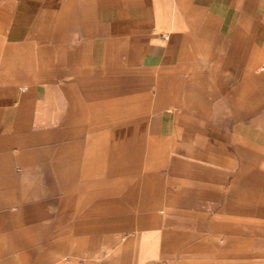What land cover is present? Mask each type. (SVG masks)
<instances>
[{"label": "crops", "instance_id": "1", "mask_svg": "<svg viewBox=\"0 0 264 264\" xmlns=\"http://www.w3.org/2000/svg\"><path fill=\"white\" fill-rule=\"evenodd\" d=\"M0 264H264V0H0Z\"/></svg>", "mask_w": 264, "mask_h": 264}]
</instances>
